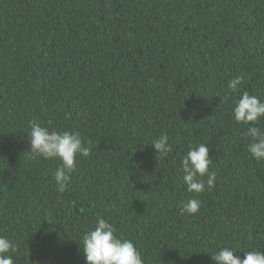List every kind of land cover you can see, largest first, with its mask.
Returning <instances> with one entry per match:
<instances>
[{
	"label": "trees",
	"instance_id": "trees-1",
	"mask_svg": "<svg viewBox=\"0 0 264 264\" xmlns=\"http://www.w3.org/2000/svg\"><path fill=\"white\" fill-rule=\"evenodd\" d=\"M243 91L264 101V0H0V236L14 264H86L98 216L145 264L264 245V160L233 118ZM34 119L91 141L64 192L61 161L31 151ZM162 135L166 156L149 144ZM199 143L217 179L188 192L181 160ZM191 198L199 212L182 213Z\"/></svg>",
	"mask_w": 264,
	"mask_h": 264
},
{
	"label": "clouds",
	"instance_id": "clouds-1",
	"mask_svg": "<svg viewBox=\"0 0 264 264\" xmlns=\"http://www.w3.org/2000/svg\"><path fill=\"white\" fill-rule=\"evenodd\" d=\"M242 79L240 76L231 79L228 88L232 92H239ZM233 118L237 123L247 126L245 136L249 139L248 151L251 156L257 162L264 160V129L257 126L264 119V101L256 95H250L248 91H243L233 108ZM29 124L28 140L33 155L61 161L53 177L59 191L64 192L77 169V156L90 155L91 141L87 142L86 147L79 132L49 129L35 119ZM149 144L154 146L157 155L166 156L172 151L167 135H162ZM209 152L206 144L199 143L195 146L189 145V150L182 157L183 182L188 192L202 193L215 187L217 173L210 171L213 159ZM200 208L201 202L191 198L184 203L181 211L194 215ZM116 232L115 226L109 220L102 216L96 218L94 228L86 231L81 238L86 264H145L135 244L118 236ZM260 247L246 252L241 258L235 254L238 249L223 246L212 253V259L216 264H264V251ZM16 251L17 247L10 239L0 236V264H14L9 253Z\"/></svg>",
	"mask_w": 264,
	"mask_h": 264
}]
</instances>
